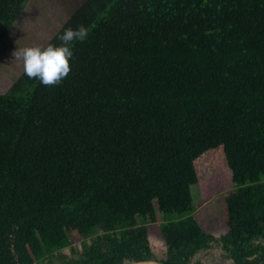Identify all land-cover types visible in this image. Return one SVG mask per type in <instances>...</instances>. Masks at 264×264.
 <instances>
[{"label":"trees","instance_id":"16d2710c","mask_svg":"<svg viewBox=\"0 0 264 264\" xmlns=\"http://www.w3.org/2000/svg\"><path fill=\"white\" fill-rule=\"evenodd\" d=\"M28 1L0 0V44ZM66 14L42 48L87 29L68 76L44 86L23 69L0 93V264H208L211 250L264 264V0H82ZM216 149L233 188L213 237L192 188Z\"/></svg>","mask_w":264,"mask_h":264},{"label":"rangeland","instance_id":"374dc122","mask_svg":"<svg viewBox=\"0 0 264 264\" xmlns=\"http://www.w3.org/2000/svg\"><path fill=\"white\" fill-rule=\"evenodd\" d=\"M82 0H29L28 8L24 16L12 25L0 44V93L4 92L12 81L22 72V59H15L13 56L17 48L40 46L42 47L49 37L58 30L64 22L67 10ZM34 3L37 5L34 10ZM221 150L209 152L206 157L196 161L198 181L192 188L194 200L193 216L206 233L213 237L224 234L227 229L226 218L222 212V198L225 192L233 188L230 171L223 158ZM156 224L148 226L149 232H157ZM71 240L79 244L80 237L72 233ZM157 256L163 253V241L158 240ZM66 251V249H65ZM201 259L208 264H230L219 250H211L201 255Z\"/></svg>","mask_w":264,"mask_h":264},{"label":"clouds","instance_id":"9594fccd","mask_svg":"<svg viewBox=\"0 0 264 264\" xmlns=\"http://www.w3.org/2000/svg\"><path fill=\"white\" fill-rule=\"evenodd\" d=\"M87 29L81 25L77 29H66L60 36L62 44L46 47L32 46L17 48L13 56L22 59L24 73L29 79H39L44 86L59 84L71 71L70 59L73 55V41H84Z\"/></svg>","mask_w":264,"mask_h":264},{"label":"water","instance_id":"95a60500","mask_svg":"<svg viewBox=\"0 0 264 264\" xmlns=\"http://www.w3.org/2000/svg\"><path fill=\"white\" fill-rule=\"evenodd\" d=\"M127 264H163L157 260H142V261H134Z\"/></svg>","mask_w":264,"mask_h":264}]
</instances>
